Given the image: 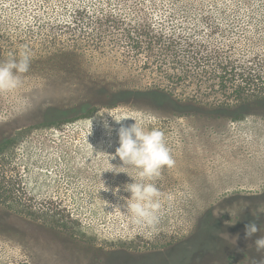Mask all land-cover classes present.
Masks as SVG:
<instances>
[{
	"label": "rangeland",
	"instance_id": "1",
	"mask_svg": "<svg viewBox=\"0 0 264 264\" xmlns=\"http://www.w3.org/2000/svg\"><path fill=\"white\" fill-rule=\"evenodd\" d=\"M109 1L135 9L165 36L190 38L240 61L264 56V0ZM1 6L11 7V0ZM12 32L2 31L6 50L41 48ZM71 44L65 36L57 42ZM79 44L77 56L29 55L33 65L59 66L32 65L16 90L0 93V143L16 134L0 159L24 189V201L0 202V264H264L254 244L264 236V215H254L264 206V95L191 101L184 99L190 90L179 89V100L154 103L135 92L168 88L159 73ZM14 58L9 51L0 63ZM109 113L125 119L117 123ZM134 119L164 133L175 161L151 181L161 204L152 229L126 215L131 193L124 186L140 177L116 155L119 128ZM253 221L261 231L246 239Z\"/></svg>",
	"mask_w": 264,
	"mask_h": 264
},
{
	"label": "trees",
	"instance_id": "2",
	"mask_svg": "<svg viewBox=\"0 0 264 264\" xmlns=\"http://www.w3.org/2000/svg\"><path fill=\"white\" fill-rule=\"evenodd\" d=\"M126 6L120 2L112 4L109 0L105 4L101 0H11V7H0V37L6 38L2 31L9 27L13 29V36L22 37L31 44L41 43V48L20 49L12 45V50H6L0 46V57L9 51L14 59H20L23 52L73 56L77 52L80 54L79 42L84 41L92 43L101 53L109 49L132 68L145 66L159 73L168 88L153 86L135 92L154 103L157 100L160 103L163 97L179 100L176 94L179 89L190 90L184 92L188 94L184 99L191 101L218 95L228 100L245 101L264 95V56L240 61L227 51L210 49L190 38L165 36L156 31L146 17L137 18L135 9L127 12ZM63 27L67 31H63ZM60 36L68 37L72 46H57ZM35 63L33 65L30 58L31 69L59 66L50 60L41 66ZM63 68L78 71L77 66L63 65ZM85 109L83 106L82 110ZM15 136L0 143V155ZM23 190L21 179L4 170L0 159V202L24 201L19 194Z\"/></svg>",
	"mask_w": 264,
	"mask_h": 264
},
{
	"label": "clouds",
	"instance_id": "3",
	"mask_svg": "<svg viewBox=\"0 0 264 264\" xmlns=\"http://www.w3.org/2000/svg\"><path fill=\"white\" fill-rule=\"evenodd\" d=\"M29 67L30 57L27 52L21 53L19 60L10 59L0 63V93L16 90L21 84V74L28 72ZM109 115L117 123L125 119H119L111 113ZM104 126L109 132L111 131L107 121H105ZM118 136L119 147L116 149V155L126 165L122 168H136L140 177L138 181L128 174L134 182L124 186V190L131 193L130 198H125L126 215L130 216L133 223L138 226L149 229L155 228L159 222L161 208L160 192L156 184L151 181L160 177L162 168L165 166L172 168L175 165L170 149L166 145L164 133L156 128L146 130L135 120V123L130 125L121 124ZM113 170L117 172L115 169ZM118 192L119 190L117 194ZM222 212L224 211L216 213V215L219 216ZM254 215L257 217L264 215V206L258 207ZM259 231L261 229L256 222H250L245 226V238L251 239ZM254 244L258 252H264V236L257 238Z\"/></svg>",
	"mask_w": 264,
	"mask_h": 264
}]
</instances>
